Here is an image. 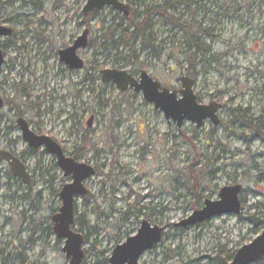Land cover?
<instances>
[{
    "label": "rangeland",
    "instance_id": "374dc122",
    "mask_svg": "<svg viewBox=\"0 0 264 264\" xmlns=\"http://www.w3.org/2000/svg\"><path fill=\"white\" fill-rule=\"evenodd\" d=\"M119 1L130 6V0ZM193 1L196 5L169 14L179 25L210 31V38L201 36L195 44L202 55L194 77L184 52L192 31L162 18L155 19V54L137 46L132 62L115 63L101 57L99 36L102 21L111 23L116 16L125 17L122 13L108 7L89 21L82 14L87 0H0V26L17 33L16 47L6 49L2 96L25 111L28 100L16 84L29 86L30 103H41L42 111L52 107L42 119L45 134L68 155L86 138L80 161L97 169L85 183L89 194L75 206L76 219L90 228L75 225V231L88 237L84 250L90 256L86 254L83 264H98L102 254L110 258L117 246L137 235L143 221L163 229V239L140 264H223L226 256H235L264 232V0ZM86 30L95 45L80 55L87 70L91 63L98 66L93 84L84 81L86 70L64 72L58 56ZM106 69L137 77L145 71L163 88L177 92L181 78L190 77L200 104L222 106L220 125L206 121L198 128L185 122L179 129L141 94L102 84L100 72ZM14 114V108L0 111L1 136L8 124L4 115ZM91 116L96 120L89 129ZM19 150H24L23 143ZM29 166L36 180L32 191L21 180L0 175V264H69L52 217L62 207L59 194L71 179L49 155L32 158ZM234 186L242 188L239 215L178 227L207 201H219L223 188Z\"/></svg>",
    "mask_w": 264,
    "mask_h": 264
},
{
    "label": "water",
    "instance_id": "95a60500",
    "mask_svg": "<svg viewBox=\"0 0 264 264\" xmlns=\"http://www.w3.org/2000/svg\"><path fill=\"white\" fill-rule=\"evenodd\" d=\"M111 8L128 17L131 6L119 0H87L82 11L84 17L104 8ZM12 30L0 26V38L9 37ZM89 31L86 30L75 41L73 46L59 52L60 61L69 69L77 71L85 66L84 61L78 56L77 51L87 49L89 45ZM4 55L0 50V68L4 64ZM103 84L113 83L117 89L124 93L133 89L136 94H141L143 99L154 106L155 110L164 114L167 122L176 123L181 129L185 122H191L201 128L206 121L214 126L220 125L218 112L222 106L216 102L209 105L199 103L194 93L195 81L187 76L181 78L182 89L171 91L163 88L161 83L154 80L147 72L141 71L140 76L135 79L124 70L106 69L101 72ZM1 100V99H0ZM1 102V101H0ZM93 118L89 121L92 126ZM23 140L33 148L45 147L46 152L55 156L59 168L65 177L71 178V183L66 184L59 194L62 202L58 214L52 217L53 229L58 239L64 241L63 253L69 264H83L86 253L84 236L75 231L76 213L75 206L78 198L89 194L85 183L96 175L93 166L76 162L67 157L61 146L48 136L37 137L31 132L24 120H19ZM13 159V162L11 161ZM10 164L14 176L21 179L24 184L32 188L33 183L25 167L15 158L0 154V161ZM241 186L225 187L221 190L219 201H207L202 210L196 211L190 218L183 221L178 227H191L204 224L216 217L225 215H239L242 210L240 201ZM163 239V229L152 226L148 221H143L137 235L129 238L124 244L117 246L109 258V264H140L142 256L152 250ZM264 258V232L250 245L241 248L234 256L230 264H255Z\"/></svg>",
    "mask_w": 264,
    "mask_h": 264
},
{
    "label": "trees",
    "instance_id": "16d2710c",
    "mask_svg": "<svg viewBox=\"0 0 264 264\" xmlns=\"http://www.w3.org/2000/svg\"><path fill=\"white\" fill-rule=\"evenodd\" d=\"M192 7L196 5L193 0H163L160 3H152L148 4L146 0H130V6L132 8L131 13L128 17H120L116 16L112 18L111 23H107L106 21H102L101 31L99 39L103 41L101 46L103 55H106L110 58H114L115 63L119 62H132L135 59V48L140 46L142 49L148 51L150 54H155L157 52V46L155 45V35H154V26L155 19L162 18L164 22L172 23L173 25L180 26L181 29L185 32L192 31L190 41L187 40L189 33L184 35V39L187 40L185 42V56L186 61L188 63V72L190 76L194 77L195 73H193L194 66L196 65V61L200 55H202L199 46H196L200 41L202 36V29L200 26L190 25H179V20H176L169 13L175 11L181 6ZM99 15V11H95L92 14L88 15L87 20H94ZM194 43V45H192ZM95 45V41L89 43V46ZM120 50L125 51L127 55L125 57H121ZM90 66L93 70L98 69L96 62L91 63ZM84 81H90V77L88 74H85ZM23 86L19 85L21 89ZM22 96L27 97L26 90L22 89ZM101 98V96H99ZM71 119H74L72 116ZM244 123L252 126V121L243 120ZM254 129L258 132L260 130L258 128ZM82 146H78L76 148L75 158L78 160L80 156L83 154V150L86 147L87 140L86 138H82L81 140ZM92 151H95L94 146L91 145ZM109 181L111 180V176H106ZM76 225H78L81 229L89 228V223L83 221L81 218L76 219ZM90 229V228H89ZM80 232V231H78ZM81 233V232H80ZM85 241L88 240V237H84ZM87 256H90L89 252H85ZM103 259L99 261L98 264H109V258H105L104 254L99 256ZM98 258V260H99ZM234 258V255L226 256L223 260V264H229ZM263 258L258 260L256 264H262Z\"/></svg>",
    "mask_w": 264,
    "mask_h": 264
},
{
    "label": "flooded vegetation",
    "instance_id": "af4514ba",
    "mask_svg": "<svg viewBox=\"0 0 264 264\" xmlns=\"http://www.w3.org/2000/svg\"><path fill=\"white\" fill-rule=\"evenodd\" d=\"M132 10V8H131ZM206 12H208L207 14L209 15V11L206 10ZM1 27H4L3 25ZM180 27V26H179ZM6 28V27H4ZM181 28V27H180ZM7 29H10L12 30V34L11 36L9 37H2L0 38V50L3 52V55H4V64L2 65V67L0 68V76L3 74V68L4 66L6 65V49L8 48H11L12 46H14V40L17 38V33L14 31V29L12 28H7ZM203 33H202V36L204 38H210L211 37V34H210V31L209 29L207 30H202ZM80 37V36H79ZM2 39H5L2 41ZM78 38H76L77 40ZM89 39V38H88ZM73 41L72 44H70V46H65L63 47L61 50H66L68 48H70L71 46H73V44L75 43V41ZM90 43V42H89ZM16 47V45H15ZM89 47V45H88ZM87 47V48H88ZM21 50V48H18ZM59 50L58 51V56H59V52L61 51ZM86 50V49H85ZM85 50H79L77 51V54L78 56L81 58V55H80V52L81 51H85ZM44 53V52H43ZM82 53V52H81ZM47 55V53H46ZM43 58V61L44 62V57H42V52L40 53L39 55V58ZM60 59V57H59ZM82 59V58H81ZM47 60H48V56H47ZM46 60V61H47ZM83 60V59H82ZM84 61V60H83ZM61 62V61H60ZM62 63V62H61ZM85 63V62H84ZM13 64V63H12ZM46 64V63H45ZM63 69H64V72H68V73H71V72H76L74 70H71L69 69L68 67H66L64 64H63ZM83 70H86V74H88V76L90 77V81H86L87 83H94V80H95V77H94V70L90 67V70H87L86 69V64L84 66V68L82 70H77V71H83ZM92 72V73H91ZM102 72V71H101ZM101 72H100V79H101ZM132 75L135 79L138 80L139 77H137V75H133V74H130ZM102 82V81H101ZM103 84V83H102ZM108 84H113V83H108ZM108 84H104V85H108ZM19 85H22L23 87L20 89L19 88ZM4 86H5V83H2L0 82V111H5L6 109L10 108V110L12 108H14V110L16 111V114H14V116H11V115H4V117L6 118V121L8 122V124L6 125V128H4L3 132H2V136H1V133H0V154L1 155H5L6 157H11V158H15L17 159L26 169V172L27 174L30 175L31 177V180H32V183H33V186L32 188H29L26 184V186L28 187V189L30 191L33 190L34 186H35V183H36V180H35V176H34V171L30 169V166H29V162L32 158L34 157H39V158H44L46 157L47 155L51 156L50 154H48L46 152V149L45 147H40V148H33L31 147L27 142H25L23 140V135H22V132H21V129H20V126L18 125V121L19 120H24L29 129L31 130V132L33 134H35L37 137H43V136H48L50 137L49 135L45 134L44 130H43V122H42V119L44 118L45 116V113H50L52 112V107L49 108L47 111H42L40 108H41V103H30L29 101L31 100V96L29 94V91H30V87L27 86L25 83L23 82H18L16 84V88L18 89V92L20 95H23L22 94V89H25L26 90V94L28 95L27 97H24L22 96V99H24L25 101L28 100V104L26 105V110L25 111H22L20 110L21 107L20 106H16L14 105V102L8 100L7 98H5L3 95V89H4ZM133 89H129L128 91H130ZM94 91V90H93ZM134 92V91H133ZM79 96V93L77 95V97ZM53 103V102H52ZM50 104V105H53V104ZM15 106V107H14ZM32 114V116L30 115ZM74 117V122L76 123V119L77 117L76 116H73ZM3 118V117H2ZM1 118V119H2ZM93 118V122H92V126L89 127V121L90 119ZM0 119V123L2 122V120ZM95 116H91L87 122V127L89 129H92L93 128V125L95 123ZM70 121H71V117H70ZM70 127L72 128L71 126V123H70ZM19 133V138H17V136H15L16 133ZM51 139H53L52 137H50ZM55 142H57L55 139H53ZM82 140V139H81ZM23 143L24 144V150H19V145ZM64 154L69 157V158H72L74 159L76 162H79L81 163V156H80V159H76L75 158V153H72L70 155L67 154L66 150L62 147V145L57 142ZM78 147V146H77ZM76 147V148H77ZM76 150V149H75ZM51 157H54L55 156H51ZM56 159V158H55ZM13 162V159L11 160ZM59 167V166H58ZM96 170V174H97V169L95 168ZM62 171V170H61ZM0 175H4L5 177L7 178H16V179H19L17 177L14 176L13 172L11 171V167H10V164L3 160V161H0ZM64 175V173H63ZM65 177V176H64ZM67 178V177H65ZM70 178V177H68ZM67 178V179H68ZM71 179V178H70ZM21 180V179H19ZM22 181V180H21ZM72 181V180H71ZM23 182V181H22ZM24 183V182H23ZM64 187V186H63Z\"/></svg>",
    "mask_w": 264,
    "mask_h": 264
}]
</instances>
